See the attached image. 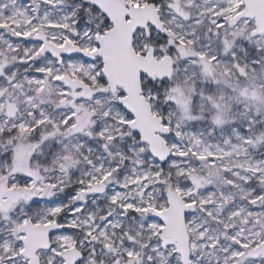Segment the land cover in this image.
<instances>
[{
    "label": "snow or ice",
    "instance_id": "6c2138e0",
    "mask_svg": "<svg viewBox=\"0 0 264 264\" xmlns=\"http://www.w3.org/2000/svg\"><path fill=\"white\" fill-rule=\"evenodd\" d=\"M0 264H264V0H0Z\"/></svg>",
    "mask_w": 264,
    "mask_h": 264
}]
</instances>
